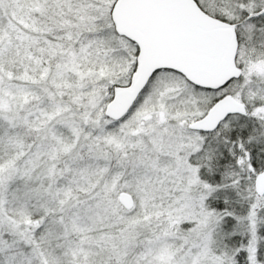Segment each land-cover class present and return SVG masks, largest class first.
<instances>
[{
  "label": "snow or ice",
  "instance_id": "obj_1",
  "mask_svg": "<svg viewBox=\"0 0 264 264\" xmlns=\"http://www.w3.org/2000/svg\"><path fill=\"white\" fill-rule=\"evenodd\" d=\"M0 264H264V0H0Z\"/></svg>",
  "mask_w": 264,
  "mask_h": 264
}]
</instances>
